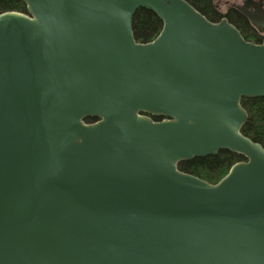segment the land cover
<instances>
[{
  "label": "water",
  "instance_id": "obj_1",
  "mask_svg": "<svg viewBox=\"0 0 264 264\" xmlns=\"http://www.w3.org/2000/svg\"><path fill=\"white\" fill-rule=\"evenodd\" d=\"M20 1L0 14V264H264V149L241 134L264 39L185 0ZM219 151L245 161L216 184L178 170Z\"/></svg>",
  "mask_w": 264,
  "mask_h": 264
},
{
  "label": "trees",
  "instance_id": "obj_2",
  "mask_svg": "<svg viewBox=\"0 0 264 264\" xmlns=\"http://www.w3.org/2000/svg\"><path fill=\"white\" fill-rule=\"evenodd\" d=\"M210 22L226 19L235 26L242 37L250 43L259 44L264 36L254 30L247 20L230 9L225 12L213 4V0H185ZM264 6V0H261ZM15 11L26 13V8L20 0H0V14ZM133 36L138 43L152 41L161 30V22L150 11L138 9L132 19ZM241 105L247 113V121L241 128V134L253 142L260 144L264 149V98L241 99ZM159 121L160 118H152ZM245 159L237 154L219 151L213 156L194 158L178 165V170L191 174L210 184H216L223 178L229 168Z\"/></svg>",
  "mask_w": 264,
  "mask_h": 264
},
{
  "label": "rangeland",
  "instance_id": "obj_3",
  "mask_svg": "<svg viewBox=\"0 0 264 264\" xmlns=\"http://www.w3.org/2000/svg\"><path fill=\"white\" fill-rule=\"evenodd\" d=\"M241 0H213L220 11L225 12L230 5H238Z\"/></svg>",
  "mask_w": 264,
  "mask_h": 264
},
{
  "label": "flooded vegetation",
  "instance_id": "obj_4",
  "mask_svg": "<svg viewBox=\"0 0 264 264\" xmlns=\"http://www.w3.org/2000/svg\"><path fill=\"white\" fill-rule=\"evenodd\" d=\"M255 1H258V0H255ZM238 7H244V8L247 9V10H252L250 4L244 2L243 0H241V1H240V4H238V5H230V6L227 8V10L232 9V10H234L235 12L239 13L240 15H242L241 12L238 10ZM227 10H226V11H227Z\"/></svg>",
  "mask_w": 264,
  "mask_h": 264
}]
</instances>
